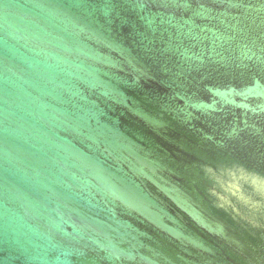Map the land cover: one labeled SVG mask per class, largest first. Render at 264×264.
Masks as SVG:
<instances>
[{
    "label": "water",
    "instance_id": "95a60500",
    "mask_svg": "<svg viewBox=\"0 0 264 264\" xmlns=\"http://www.w3.org/2000/svg\"><path fill=\"white\" fill-rule=\"evenodd\" d=\"M0 264H264V0H0Z\"/></svg>",
    "mask_w": 264,
    "mask_h": 264
}]
</instances>
